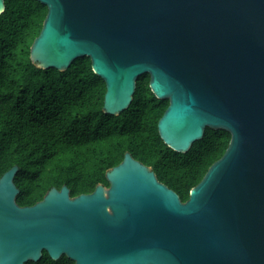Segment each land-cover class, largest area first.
Here are the masks:
<instances>
[{
  "label": "water",
  "instance_id": "95a60500",
  "mask_svg": "<svg viewBox=\"0 0 264 264\" xmlns=\"http://www.w3.org/2000/svg\"><path fill=\"white\" fill-rule=\"evenodd\" d=\"M35 1L47 8L30 47L37 68L89 58L113 116L148 75L168 101L157 123L168 148L185 154L207 129L230 140L186 202L125 153L108 187L74 198L51 188L20 207L13 166L0 178V264L43 252L74 264H264V0Z\"/></svg>",
  "mask_w": 264,
  "mask_h": 264
},
{
  "label": "trees",
  "instance_id": "16d2710c",
  "mask_svg": "<svg viewBox=\"0 0 264 264\" xmlns=\"http://www.w3.org/2000/svg\"><path fill=\"white\" fill-rule=\"evenodd\" d=\"M0 15V178L18 167L14 184L20 207L33 206L51 188L66 186L70 197L108 187L105 173L124 154L150 167L158 181L186 202L190 190L224 154L229 133L207 129L185 154L160 139L158 120L168 106L149 88V76L137 78L129 107L117 116L102 110L105 84L89 58L75 60L65 71L39 69L30 47L47 14L35 0H4ZM74 264L46 252L37 262Z\"/></svg>",
  "mask_w": 264,
  "mask_h": 264
}]
</instances>
